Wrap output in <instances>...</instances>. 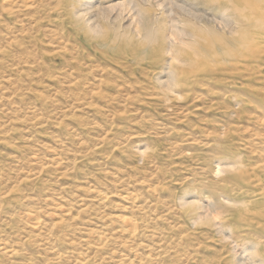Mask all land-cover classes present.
<instances>
[{"label": "rangeland", "instance_id": "374dc122", "mask_svg": "<svg viewBox=\"0 0 264 264\" xmlns=\"http://www.w3.org/2000/svg\"><path fill=\"white\" fill-rule=\"evenodd\" d=\"M68 5L0 0V264H264V36L169 91L162 36Z\"/></svg>", "mask_w": 264, "mask_h": 264}, {"label": "bare ground", "instance_id": "6f19581e", "mask_svg": "<svg viewBox=\"0 0 264 264\" xmlns=\"http://www.w3.org/2000/svg\"><path fill=\"white\" fill-rule=\"evenodd\" d=\"M6 1L14 5L30 0ZM69 7L74 10L73 19L83 25L81 29L95 38L105 35L113 42L129 36L150 44L162 36L167 46L165 54L171 55L163 65L168 70L169 91L180 82L176 66L188 64L181 57L186 49L218 53L237 42L235 39L264 36V0H125L110 6H104L103 0H70ZM129 9L131 20L125 14ZM96 14L104 22L99 23ZM125 22L130 23L125 26ZM124 223L134 236L135 223L131 219Z\"/></svg>", "mask_w": 264, "mask_h": 264}]
</instances>
